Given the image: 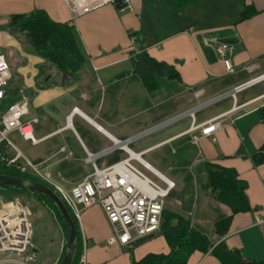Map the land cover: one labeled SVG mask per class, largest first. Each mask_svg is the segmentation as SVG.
Returning <instances> with one entry per match:
<instances>
[{"label": "crops", "instance_id": "obj_1", "mask_svg": "<svg viewBox=\"0 0 264 264\" xmlns=\"http://www.w3.org/2000/svg\"><path fill=\"white\" fill-rule=\"evenodd\" d=\"M122 2L119 8L105 4L72 19L63 0H0V51L12 74L4 96L12 98L8 106L25 96L28 107L22 120L37 118L32 125L37 142L32 144L13 131L9 134L15 141H10L12 147L5 146L7 151L19 162L24 157L45 172H56V179L72 187L93 171L87 153L98 155L96 167L111 165L127 156L119 148L101 155L113 140L125 141L151 130L127 147L139 154L137 165L146 164L171 180L173 189L183 190V177L172 176L187 162H191L190 170L201 165L204 169L205 163L236 170L246 183L250 210L234 214L220 238L215 239L213 222L229 210L217 207L206 181L198 185L196 178L194 183V190H202L195 195L200 200L199 215L180 201L177 207L167 200L166 204L189 216L215 244L223 242L244 258L264 261V227L255 224L256 217L264 218V163L254 165L251 159L264 146V122L257 116L264 107V79L234 97L226 95L264 75V0H242L243 5L234 0H190L180 12L172 11L167 0ZM244 6L254 13L241 19ZM36 9L74 27L85 56L77 79L60 74L33 52L22 34L8 29L10 15ZM131 33H136L134 42ZM140 46L173 70L156 75L158 86L152 92L132 72V58ZM224 60L230 61L229 70ZM220 115L222 127L214 132L215 140L202 137L195 144L190 134L183 133L192 123L200 125ZM195 134L200 135L199 129ZM240 149L244 157L237 155ZM169 154L185 164L165 162ZM169 172L171 177L165 175ZM77 225L81 254L85 242L86 264H131L147 254L169 252L161 232L126 246L108 245L113 231L97 205L83 211ZM66 241L61 231L51 264L60 263ZM37 251L33 244L30 261L36 260ZM188 264L221 263L210 251H195Z\"/></svg>", "mask_w": 264, "mask_h": 264}, {"label": "built area", "instance_id": "obj_2", "mask_svg": "<svg viewBox=\"0 0 264 264\" xmlns=\"http://www.w3.org/2000/svg\"><path fill=\"white\" fill-rule=\"evenodd\" d=\"M68 7L72 19L82 16L105 4H114L115 0H63ZM131 42H134L132 37ZM223 64L227 70L231 68L229 60ZM11 79V71L5 56L0 51V100L6 93V86ZM264 79V75L253 78L233 88L226 95L234 97L246 87ZM28 99L24 96L12 103L2 112L0 118V144L12 147L8 139L9 133L15 131L24 140L35 144L37 140L32 134V125L37 118L22 120L27 114ZM76 110V109H74ZM192 116V112H189ZM221 117L217 116L207 122L191 124L183 132L191 136L193 143L197 144L202 137L215 140L214 132L222 127ZM199 129L200 135L195 134ZM148 132V131H147ZM144 134L146 133L143 132ZM142 133V134H143ZM140 134V135H142ZM139 137L128 140H113L110 148L102 150L101 155L107 154L111 148H119L127 152V156L111 165L98 168L94 160L98 155L87 153L86 160L93 164V171L83 180L66 189L54 184L46 175L40 172L37 165L22 157L19 162L17 157L7 160V165L14 167L21 173H31L41 178L51 186L59 196L74 218L79 221L83 211L97 205L112 228L113 235L106 243L126 246L139 241L145 236L161 232V218L165 208L166 199L174 188V183L151 169L148 165L141 167L156 177L163 187L147 177L135 164L140 161L139 154L132 153L127 145ZM255 224L264 227V218L256 217ZM82 254L77 264H86L84 257L85 242L83 241ZM33 244L31 242V212L29 208L18 201L17 198L0 200V264H26L30 261Z\"/></svg>", "mask_w": 264, "mask_h": 264}, {"label": "trees", "instance_id": "obj_3", "mask_svg": "<svg viewBox=\"0 0 264 264\" xmlns=\"http://www.w3.org/2000/svg\"><path fill=\"white\" fill-rule=\"evenodd\" d=\"M172 11L180 12L190 0H167ZM242 4V0H234ZM243 5V4H242ZM244 6L241 19L253 14ZM8 29L22 34L26 42L32 47L33 52L45 62L50 63L62 75L72 80L77 79L80 69L85 63V56L80 44L79 37L71 24L56 22L40 9L29 13L12 14L8 18ZM136 33H131L134 38ZM138 39V38H136ZM168 70L173 73L170 66L151 57L143 46L140 52L132 58V72L140 76L142 84L149 91H154L157 86L156 75ZM175 75H177L175 73ZM12 76V75H11ZM11 84L9 80L8 86ZM259 121L264 122V107L257 110ZM237 155L245 156L240 149ZM12 157L7 148L0 144V174L19 177L26 180L40 182L49 188L41 178L31 173H21L12 166L7 165V160ZM254 165L264 163V146L260 147L251 156ZM204 172L208 193L217 207L225 206L229 210L228 215H221L213 222L215 239L222 237L228 227L231 217L239 212L250 210L246 196V183L238 177L233 168L223 167L217 164L205 163ZM22 196H32L42 201L55 215L61 229L66 234L65 225L55 205L45 196L31 192L25 188L0 185V199L6 201ZM69 211V210H68ZM71 214V211H69ZM76 226L75 251L72 264H77L81 255L80 232L77 220L71 214ZM161 235L164 238L169 252L167 254H147L139 261L131 264H188V258L195 252L210 251L221 264H264V261H255L244 258L238 251L228 249L223 242L215 244L211 236L204 233L195 222L180 212L163 210L161 218ZM67 236V234H66Z\"/></svg>", "mask_w": 264, "mask_h": 264}, {"label": "rangeland", "instance_id": "obj_4", "mask_svg": "<svg viewBox=\"0 0 264 264\" xmlns=\"http://www.w3.org/2000/svg\"><path fill=\"white\" fill-rule=\"evenodd\" d=\"M6 60H7V58H6ZM7 62H8V60H7ZM8 65L10 68L9 62H8ZM17 81L18 80H17V77L15 75L14 76V83H17ZM11 102H12V98L9 95L4 96V98L0 100V118H1L2 112L7 108L8 104H10ZM150 131H148V132L146 131L145 134L142 132L143 134L140 133L142 135L138 134V135L133 136V137H139V138H137V140H139L141 137L147 135ZM7 137L10 141H15L13 135L9 134ZM28 146H29V144H28ZM132 147H133V145L130 144L129 148H132ZM23 153L26 157L29 158V156L25 150H23ZM176 157L177 156L169 154L168 158L165 157V162H168L170 164L175 163L178 166H183L185 164L184 161H182V160L177 161ZM30 162L35 165V163L32 160ZM135 165L141 171H143V173L147 177H149L151 180L155 181L157 184H159L160 186L163 187V184L156 177H154L151 173L145 171L140 165H137V164H135ZM190 166H191V162H187V164H185V166H183L184 169L174 170L172 177H174L175 174L181 175L183 177V183L185 186H184L182 191L179 190L178 187L173 189L169 193L166 200L168 203H170L169 205L173 206L175 204V207H177V205H178V204H176L177 201H180V202L184 203L183 204L184 207H187V208L191 207V209H193V210L195 209V211H197L195 213H197V215H199V213L201 211V205H200V200L199 199L197 200L195 198V195L198 193L200 196L202 190L199 189V187H195V190H194V183L196 184V178H197L198 185L200 184V180H203L205 182L206 181V175H205V172L203 169V165H201L198 170L195 167H193V169L190 170L189 169ZM160 171L162 173H164V171L162 169ZM40 172L44 175H47V177H50V180L54 184L60 185L66 189L71 187L70 185H68V183H62L58 179H56L57 178L56 174H55L56 172H45L44 170H41V169H40ZM170 174L171 173L169 172L168 174H165V175H167L168 177H171ZM17 199L19 202L26 205L31 212V242H32V244L36 245V247L38 249V251L36 253V260L35 261H27L26 264H51L53 262L55 256H56V254H57V242L60 238L61 231H63L61 229V226H60L58 220L56 219V217L52 213V211L42 201H38L32 196H22L19 198L17 197ZM165 209L171 210V207L168 206V204H166Z\"/></svg>", "mask_w": 264, "mask_h": 264}, {"label": "water", "instance_id": "obj_5", "mask_svg": "<svg viewBox=\"0 0 264 264\" xmlns=\"http://www.w3.org/2000/svg\"><path fill=\"white\" fill-rule=\"evenodd\" d=\"M122 0H115L114 4L117 8L121 7ZM0 185H10L20 188H25L31 192L41 194L47 197L57 208L59 215L62 218V221L65 225L66 234H67V241L63 253V257L59 264H72L73 254L75 251V239H76V226L73 217L71 216L70 212L68 211L65 204L59 198V196L48 186L31 180L22 179L19 177L8 176L0 174ZM152 237L145 236L141 238L139 241H145Z\"/></svg>", "mask_w": 264, "mask_h": 264}]
</instances>
